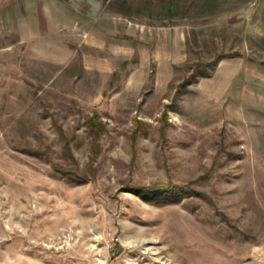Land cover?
<instances>
[{
	"label": "rangeland",
	"instance_id": "rangeland-1",
	"mask_svg": "<svg viewBox=\"0 0 264 264\" xmlns=\"http://www.w3.org/2000/svg\"><path fill=\"white\" fill-rule=\"evenodd\" d=\"M44 1L0 0V264H264V0Z\"/></svg>",
	"mask_w": 264,
	"mask_h": 264
},
{
	"label": "crops",
	"instance_id": "crops-1",
	"mask_svg": "<svg viewBox=\"0 0 264 264\" xmlns=\"http://www.w3.org/2000/svg\"><path fill=\"white\" fill-rule=\"evenodd\" d=\"M28 11L29 17L36 21V18H40L38 15L37 6L28 1L26 5V12ZM26 13H22L24 16ZM27 14V15H28ZM43 14L46 20L53 25V30H60L65 25H71L78 22L80 18V9L77 12L74 9L70 10L67 0H45L43 6ZM73 26V25H72ZM35 27H33L34 29Z\"/></svg>",
	"mask_w": 264,
	"mask_h": 264
},
{
	"label": "trees",
	"instance_id": "trees-1",
	"mask_svg": "<svg viewBox=\"0 0 264 264\" xmlns=\"http://www.w3.org/2000/svg\"><path fill=\"white\" fill-rule=\"evenodd\" d=\"M209 74V73H206V75Z\"/></svg>",
	"mask_w": 264,
	"mask_h": 264
}]
</instances>
